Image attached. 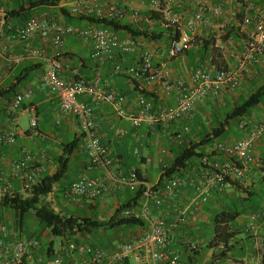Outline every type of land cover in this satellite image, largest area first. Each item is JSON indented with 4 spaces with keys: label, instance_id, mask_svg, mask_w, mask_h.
Segmentation results:
<instances>
[{
    "label": "crops",
    "instance_id": "0c3cea01",
    "mask_svg": "<svg viewBox=\"0 0 264 264\" xmlns=\"http://www.w3.org/2000/svg\"><path fill=\"white\" fill-rule=\"evenodd\" d=\"M9 0H6L8 2ZM194 0H168L171 6L180 5L186 18H191L196 11L193 4ZM209 5H221L225 8L224 18L228 19L231 27H239L240 22L234 17V13L241 11V3L235 0H205ZM250 2L251 8L264 7V0H246ZM133 0L123 3L125 7L126 19L131 21V9ZM151 0L138 2L135 6L145 14L150 6ZM9 3V2H8ZM47 22H57L71 25L75 28H87L93 26L88 21H78L75 19L67 20L64 14H57L56 9H48L41 15H36ZM24 21H13L14 25H22ZM251 29L247 28L241 35L231 34L228 40L229 48L235 47L232 56L237 51L242 50L243 45ZM123 39L131 38L127 33L120 32ZM227 36V35H226ZM199 46L193 52L205 44V41L212 40V34L205 26L197 29ZM143 45L130 54H124L116 50L112 55L103 60L92 58L93 42L91 39L72 34L65 38L62 45H56L52 38H42L36 35L26 41H14L4 36L0 39V53L2 65L0 66V89L9 90L16 88L15 93L10 98L0 97V131L14 130L16 127L8 117L7 111L14 96L32 91V97L26 99L19 111L16 112L18 119L17 141L13 145L0 144V179H2L11 189L12 193L27 195L23 189V183L13 170L14 161L21 159L25 153H30L33 159L27 165V171L32 173L38 171L40 179L46 175L54 174L59 167V159L65 155L66 146L73 141H79V147L71 156L69 170L66 177L56 184L52 193L46 198L45 202L50 203L55 211L65 215L82 216L77 213L83 210L86 213H94L96 216H89L98 219L104 213H112L123 203H127L132 196V192L119 188L113 180H108L110 192L102 198L88 200L80 198L72 200L68 196L71 184L83 177L107 178L106 169L103 166L94 167L90 165L83 130L78 119L71 113L64 112L58 98L46 87L43 82V75L49 67L50 62L57 60L61 63L60 75L71 80L73 72L76 70L85 79H93L97 75L101 77V85L105 89H115L126 97L125 107L130 111H137L139 108V98L144 95L151 99L156 108L175 105L179 96L178 91L167 94L161 82H150L146 77L132 79L124 73L115 70L117 64L124 67L140 66L141 54L143 49L149 50L153 55V66L156 69L168 70L172 81L187 79L196 69L200 59L185 62L182 60H169V42L155 41L149 42L142 39ZM207 54V51L205 52ZM190 55V54H189ZM22 56L18 63H11L13 58ZM210 59V58H209ZM212 62L207 65L210 70L219 67L231 68L235 65V58L228 60L227 56L219 61L210 59ZM190 67V70H189ZM264 79V66L253 67L250 72L243 77L240 87L236 91H229L219 97L211 96L199 99L195 105L193 117L176 121L167 126H159L151 129L147 126L133 127L130 121L117 115L113 105L109 103H97L90 97L81 96L79 101L90 105L94 110V117L100 127L101 141L108 147L110 156L113 159L111 171L115 176L127 174L132 170H141L142 176L148 178L145 168L153 165L155 152L152 143L149 142L152 136L160 135L161 141L169 142V148L161 149L160 155L165 156L168 161L173 160L176 149L190 142H198L202 135L209 133L214 128L215 121L224 113L225 108H232L240 99L247 97L257 88ZM258 82V83H257ZM146 94H144V93ZM263 110L258 106L253 112V117H261ZM33 118L37 120V127H31ZM239 121H235V127L225 135L222 143H233L241 139L244 133L239 129ZM148 148V153L143 152L140 144ZM214 143V144H215ZM205 151L211 154L212 147ZM214 156L209 157L213 162L221 160L224 156L215 152ZM255 163L249 165L244 178L232 177L229 179V186L224 191L213 189L207 201L200 205L197 212H194V200L201 197V194L194 188L184 185L181 189L168 200L164 207L156 208L150 204L152 215L163 218L170 229L172 247L181 254L180 264H247L252 252V237L245 230L247 217L253 211L264 208V138L254 145ZM160 157V156H159ZM159 163L165 166L167 163L164 158H159ZM204 167L202 160H196L183 171L181 179L185 182L189 179H200ZM160 177V176H159ZM149 179V178H148ZM159 180V179H158ZM155 185L156 183H151ZM2 195L0 194V197ZM138 206L135 207H139ZM223 211L240 213L239 216L229 224L231 231L234 232L230 239L231 248L225 256L220 255L222 245L209 246V252L201 253L202 244L199 234L202 227L207 226L213 230L211 240L216 236L215 224L213 219L218 213ZM184 213L185 223L179 222L180 213ZM111 213V214H112ZM100 215V216H98ZM31 216V217H30ZM12 222L5 224L8 227L11 239H31L36 238L35 232L30 230L26 222L22 230L18 229ZM39 221L33 213L27 215V221ZM105 219V218H104ZM40 222V221H39ZM45 232L42 237L51 235L45 225ZM148 230V221L145 226L130 227L128 229L119 228L115 233L108 234L107 231H100L94 234L78 233L73 238L65 237L61 243V250L55 248L54 241L43 242L41 247L35 250L28 264H53L54 258L60 256L64 264L78 262L81 264L83 258L77 253L68 251V244L87 243L99 246L107 250H113L125 240H132L140 237ZM264 235V234H263ZM52 236V235H51ZM37 239V238H36ZM72 239V240H71ZM52 243L53 254L49 255L47 246ZM194 243L198 246L196 251L191 252L188 244ZM245 245V249L244 246ZM241 247V251H238ZM243 247V248H242ZM134 260H131L133 263Z\"/></svg>",
    "mask_w": 264,
    "mask_h": 264
},
{
    "label": "built area",
    "instance_id": "2783aa9c",
    "mask_svg": "<svg viewBox=\"0 0 264 264\" xmlns=\"http://www.w3.org/2000/svg\"><path fill=\"white\" fill-rule=\"evenodd\" d=\"M13 0H9L12 3ZM127 0H63L61 7L67 8L72 15L90 16L110 20L125 18L126 11L123 3ZM131 21L140 29L148 27L154 29L155 21L152 12L161 14L160 23L164 29H173L178 33V38L171 41L168 48V59L173 60L191 50L197 40V29L205 26L215 39L217 47L226 51V45L221 37L225 36L230 27L228 19L224 18L225 8L221 5L211 6L205 0H194L196 11L191 18H186L182 11H175L171 4L162 0H151L148 11L143 14L135 4L144 0H133ZM239 2L240 0H235ZM0 0V39L7 36L14 41H26L39 35L42 38L51 37L56 45H62L65 38L72 34L86 37L93 42L92 58L103 60L116 50L130 54L143 45L142 37L123 39L119 33L110 29L97 26L75 28L71 25L57 22H47L33 16L22 25L7 22V3ZM237 13H234V16ZM240 34L247 28L251 31L247 36L242 50L235 54V65L231 68H217L210 70L205 62L198 63L196 69L187 79L172 81L170 72L160 70L153 66V55L143 49L140 66L124 67L117 64L115 70L124 73L132 79L146 77L150 82H161L167 94L178 91L179 96L175 105L156 108L154 102L142 95L139 98L137 111L127 110L126 97L115 89H105L101 85V77L85 79L78 71L73 72V78L67 80L60 75L61 63L57 60L50 62L43 75L46 87L58 98L60 107L64 112L74 115L83 130L85 149L90 165L103 166L107 171V178L83 177L74 181L68 190L72 200L80 198L96 200L110 192L108 180H113L119 188L130 192L143 189L142 201L139 207H130L120 213L121 218L144 219L148 221V230L140 237L123 241L113 250L90 245L87 243L70 242L68 251L77 253L83 258L81 264H180L181 254L172 247L170 229L163 218L152 215L150 204L156 208L164 207L182 186L187 185L201 194L194 200V212L200 205L207 201L213 189L224 191L229 186L232 177L242 179L246 175L249 165L255 163L254 145L264 138V103L260 105L263 110L261 117H243L239 120V129L244 133L241 139L233 143H215L212 151L224 156L221 160L210 162L207 157L202 159L204 167L200 179L183 181L181 178L167 180L159 189L155 185L143 181L135 170L127 174L115 176L111 171L113 159L108 147L101 141L100 127L95 120L93 108L79 101L81 96L90 97L97 103L113 105L118 116L126 118L133 127L147 126L157 129L167 126L182 119L193 117L195 105L199 99L211 96L219 97L226 92L236 91L253 67L264 66V7L251 12L246 8L243 21L240 24ZM1 56V53H0ZM23 57L13 58L11 63H18ZM2 61L0 58V66ZM32 97V91L16 94L8 107V117L16 127L14 130L0 131V144L13 145L17 141L18 119L16 112L22 107L26 99ZM31 127H37V120L33 118ZM33 159L30 153H25L21 159L14 161L15 175L22 180L23 189L29 191L40 180L38 171L28 172L27 165ZM13 194L10 187L0 179V194ZM179 222L185 223L184 213H180ZM245 230L252 237V252L247 264H264V208L253 211L247 217ZM41 247V242L36 238L11 239L8 227L0 225V264H28L35 250ZM191 252L198 246L188 244ZM134 260L131 263V260ZM53 264H64L60 256L54 258ZM68 264H78L74 261ZM194 264H198L197 262Z\"/></svg>",
    "mask_w": 264,
    "mask_h": 264
},
{
    "label": "trees",
    "instance_id": "16d2710c",
    "mask_svg": "<svg viewBox=\"0 0 264 264\" xmlns=\"http://www.w3.org/2000/svg\"><path fill=\"white\" fill-rule=\"evenodd\" d=\"M63 0H13L12 3H7V22L24 21L33 16L41 15L48 9H59L67 17V20L88 21L93 26L110 28L118 33L123 32L130 35L132 38L142 37L149 42L165 41L171 43L172 40L178 38V33L173 29H164L160 23L161 14L159 12L147 11L145 14H153L155 21L154 29L148 27L140 29L139 26L126 19L110 20L99 18L94 15L81 16L72 15L67 8L61 7ZM163 1V0H162ZM240 0L241 11L237 13V19H240V24L246 13V3ZM181 5V4H180ZM178 5H172L175 11H182L185 8ZM1 20V19H0ZM240 27H229L226 38L229 39L231 34L241 35ZM215 43V39L206 40L197 52L189 50L186 53L196 56H203L208 50L210 43ZM221 68V67H219ZM15 86L9 90L0 89V97L10 98L15 93ZM144 93V92H143ZM146 94V93H144ZM264 103V79L262 83L255 88L247 97L239 100L234 107L227 113L226 118L213 130L201 137L198 142L184 143L180 145L176 151L173 160L161 168L159 180L155 184V188L159 189L163 184L171 178H181L183 171L196 160H202L204 157L214 156L205 151L208 147H213L217 141H222L226 134L229 133L231 122L239 121L243 117H250L252 112L261 104ZM239 123V122H238ZM79 141L75 140L66 146L65 155L59 159L58 170L52 175L43 176L33 187L27 191V195L23 194H5L0 197V206L8 208L13 212V219L16 227L22 230L27 222V215L33 213L35 217L45 225L50 234L54 237H70L73 238L76 234H96L100 231H109L127 227L145 226L144 219L121 218L120 213L127 208L138 206L142 201L143 189H139L132 193L129 201L120 205L107 219H98L89 216L65 215L55 211L50 203L45 202V198L53 192L56 184L66 177L69 170L70 159L74 151L79 147ZM138 176L148 183L149 179L142 176L141 170H136ZM240 213H231L223 211L218 213L213 222L215 224L216 236L209 243V246L222 245L220 251L221 256L228 254L231 245L230 239L234 232L231 231L229 224L232 223ZM41 241V234L36 236ZM72 240V239H71ZM76 242V240L74 241ZM44 244V242H42ZM52 243H48L50 246ZM53 246L48 248L49 255L53 254Z\"/></svg>",
    "mask_w": 264,
    "mask_h": 264
},
{
    "label": "rangeland",
    "instance_id": "374dc122",
    "mask_svg": "<svg viewBox=\"0 0 264 264\" xmlns=\"http://www.w3.org/2000/svg\"><path fill=\"white\" fill-rule=\"evenodd\" d=\"M163 1L165 3H168V4L170 3V2H168V0H163ZM243 2L246 3L247 8H249L251 12H255V11H257V9H259V7L251 8L250 2H247L246 0H244ZM56 10H57V14L58 15H60V14L62 15L63 14L61 10H59V9H56ZM234 17L237 19V14ZM237 20L240 22L239 18ZM226 35H229L228 32H227ZM226 35L221 37L222 42L226 45V49L227 50L225 52L221 51L217 47L216 43H212L211 42L210 43L211 45L209 46V48L207 50V54L205 53L203 56H198V55L196 56V54L195 55H191V54L189 55L188 53H185V54H183V55H181V56H179V57H177L176 59H173V60H182V61H185V62L189 63L192 60L200 59L201 62L202 61L205 62L206 65H208L209 62L210 63L212 62V60L210 61V59L219 61L220 59H222L225 56H227V59L231 60V59L235 58V56L233 57L231 54H232V52H234V49L237 46L234 45V47L229 48V46H230V44H228L229 43L228 42L229 39L226 38L227 37ZM197 46H199L198 37H197V40L194 43V46H193V48L191 50L195 49V47H197ZM189 70H190V67H189ZM230 109H231L230 107L223 109L224 113L215 121L214 127L218 126L221 122H223L225 120L226 113ZM234 127H235V122H231L229 131L233 130ZM205 134H203V135H205ZM149 142L152 143V145L154 147L155 160L153 162V165H151V166L149 165L148 167L145 168V171L147 172V175H148V178H149L150 182L151 183H156L158 181V179H159V176H160V173H161V168H162V165L159 163V158H164L167 164L170 162V161H168V159L165 156L160 155L159 151L161 149H164V148H169V144L170 143L167 142V141H164V140L161 141V136L160 135L152 136L151 140L149 139ZM140 148H141V150H143V152L148 153V148L143 145V142L140 144ZM77 213L80 214V215L96 216L95 212L91 214V213H86L83 210H78ZM111 213H112V211H108L107 213H104L103 215H101V216L98 215V216H100L99 218L107 219L110 216ZM10 215L13 218V212L10 209L0 206V222L4 221L5 224H6L7 221H8L7 223L12 222V219L9 218ZM33 220L34 219H29L28 218V221H27L28 227L30 228V230H33V232H35V234L37 236L39 234H41V236H42L43 233L45 232V230L43 228V225L41 224V222L36 221V220L33 221ZM122 228L126 230V229H128L130 227L124 226ZM107 232H108V234H113V233H115V230L112 229V230H109ZM212 235H213V230L212 229H210L207 226H203L202 227L201 233L199 234V238L202 241V244L200 246L201 253L209 252L208 244H209V241L211 240V236ZM42 238L41 239L43 240V242H48L49 240L52 239L54 241L55 248L57 250H61V243L66 240L64 237H54V236H51V235H47L46 237H42ZM99 246H101V245H99ZM243 247L245 249V245ZM238 251H241V247H238Z\"/></svg>",
    "mask_w": 264,
    "mask_h": 264
}]
</instances>
